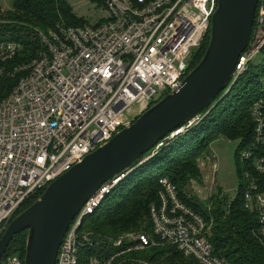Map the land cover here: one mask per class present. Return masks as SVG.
<instances>
[{"label": "built area", "instance_id": "built-area-1", "mask_svg": "<svg viewBox=\"0 0 264 264\" xmlns=\"http://www.w3.org/2000/svg\"><path fill=\"white\" fill-rule=\"evenodd\" d=\"M217 6L218 0H104L106 16L97 24L37 31L42 49L31 61H14L21 44L0 42V91L17 78L0 100V238L22 204L182 85L193 55L211 32ZM263 49L264 0H259L250 42L225 93ZM263 108V101L252 108L255 141L241 151L240 160L250 166L244 173L245 207L256 214L253 234L264 245V179L259 181L264 176ZM206 115L197 114L137 166L104 182L71 223L56 264H152L131 254L162 246L199 264H234L215 253L214 220L187 205L167 177L160 179L159 202L151 206L150 230L118 238L82 231L84 221L139 165ZM83 249L93 253L83 256ZM0 264H24V257L4 256Z\"/></svg>", "mask_w": 264, "mask_h": 264}, {"label": "trees", "instance_id": "trees-1", "mask_svg": "<svg viewBox=\"0 0 264 264\" xmlns=\"http://www.w3.org/2000/svg\"><path fill=\"white\" fill-rule=\"evenodd\" d=\"M90 1L104 6V0ZM87 24L89 21L73 12L68 0H14L11 8L0 7V42L15 41L21 44L22 50L14 61L27 62L33 60L42 49L37 31L47 32L58 25L83 27ZM209 41L210 33L193 55L190 70L202 59ZM16 82L17 78L10 82V88L1 89L0 100ZM259 101L264 104V49L260 59L249 65L226 95L222 91L211 105L200 112L207 113L203 121L139 165L106 198L105 205L103 203L95 214L84 221L82 231L93 232L104 238H118L132 231L150 230L151 206L159 202L160 179L167 177L177 186L181 199L187 205L206 219L214 220L211 242L217 255L226 257L234 264H264V247L253 234L257 216L245 207L244 173L250 166L240 160L241 151L255 141L256 123L252 108ZM219 137L239 141L237 170L240 188L231 200L228 197H213L211 209L208 210L206 203L191 195L189 182L192 178L203 179L197 160L209 151L212 142ZM260 151L264 154V146ZM149 152L130 167L137 166L149 156ZM260 179H264V176H259ZM43 192L40 191L22 204L17 214L32 205ZM27 234L28 231H24L15 236L5 257L12 254L24 257ZM90 253H93L90 249L81 250L83 256ZM132 255L140 256L152 264H199L171 246L134 251Z\"/></svg>", "mask_w": 264, "mask_h": 264}, {"label": "water", "instance_id": "water-1", "mask_svg": "<svg viewBox=\"0 0 264 264\" xmlns=\"http://www.w3.org/2000/svg\"><path fill=\"white\" fill-rule=\"evenodd\" d=\"M258 3L218 0L208 48L182 85L52 181L32 205L17 214L0 238V261L15 236L28 231L24 264H56L63 239L89 197L226 89L250 42Z\"/></svg>", "mask_w": 264, "mask_h": 264}, {"label": "rangeland", "instance_id": "rangeland-1", "mask_svg": "<svg viewBox=\"0 0 264 264\" xmlns=\"http://www.w3.org/2000/svg\"><path fill=\"white\" fill-rule=\"evenodd\" d=\"M13 2L14 0H0V7L9 9L12 7ZM68 2L78 17L86 19L91 24L99 23L106 16L105 7L99 6L90 0H68ZM259 59L260 55L254 61ZM238 146V140L219 137L212 142L209 151L197 160L200 175H202L203 179H190L189 191L193 197L206 203L208 210L211 209L213 197L217 196L221 199L228 197L231 200L239 191L240 181L237 170ZM210 187H213L212 194L208 190ZM139 231H145V229L133 232ZM131 257L142 258L132 254Z\"/></svg>", "mask_w": 264, "mask_h": 264}]
</instances>
